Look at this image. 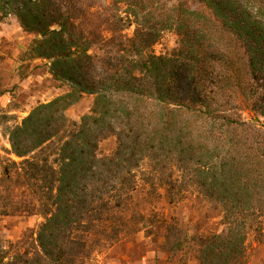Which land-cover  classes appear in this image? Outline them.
I'll return each instance as SVG.
<instances>
[{
    "label": "trees",
    "instance_id": "obj_1",
    "mask_svg": "<svg viewBox=\"0 0 264 264\" xmlns=\"http://www.w3.org/2000/svg\"><path fill=\"white\" fill-rule=\"evenodd\" d=\"M197 1L209 13L181 0H112L126 8L109 28L134 30L104 41L85 34L76 0H0V22L14 15L36 35L26 54L50 61L71 87L9 130L22 159L3 174L20 165L23 182L49 203L36 251L8 255L0 241V264H76L86 247L74 233L106 208L99 194L124 191L145 158L159 172L176 167L223 209L227 229L206 240L200 264H246L245 228L260 233L264 222V125L240 111L246 104L264 116V0ZM163 31L178 45L157 55ZM84 94L94 96L90 112L69 121L66 109ZM110 135L114 152L98 156Z\"/></svg>",
    "mask_w": 264,
    "mask_h": 264
},
{
    "label": "rangeland",
    "instance_id": "obj_2",
    "mask_svg": "<svg viewBox=\"0 0 264 264\" xmlns=\"http://www.w3.org/2000/svg\"><path fill=\"white\" fill-rule=\"evenodd\" d=\"M76 1L81 9L77 22L86 35L101 37L104 41L111 36L119 40L132 36L133 25L119 32L109 28V25L116 27L115 23L123 22L114 19L125 17L124 4L115 7L112 0ZM181 1L191 9L209 13L197 0ZM108 20L111 22L107 23ZM34 38L36 35L23 30L14 15L0 22V241L8 255L36 251L37 232L48 215L49 203L23 182L20 165L12 167L9 177L3 174V167L11 160L19 162L22 159L11 153L9 130L35 106L71 88L53 77L50 61L30 58L26 54ZM177 45V34L163 31L151 51L165 55ZM93 50L95 48L89 52ZM93 97L84 94L69 106L65 111L69 121L79 122L82 115L89 113ZM240 112L243 118L257 117L264 125V116H259L246 104ZM116 145L115 135L102 139L98 156L111 155ZM54 156H50L51 159ZM153 165L145 158L139 167L127 174L124 191L99 194L98 203H107L106 208L98 218L85 220L90 224L89 230L74 233L86 247L76 264H200L199 250L206 240L226 231L224 212L218 204L206 198L195 184L183 179L176 167L159 172ZM245 233L243 261L264 264V222L260 233L248 226Z\"/></svg>",
    "mask_w": 264,
    "mask_h": 264
}]
</instances>
